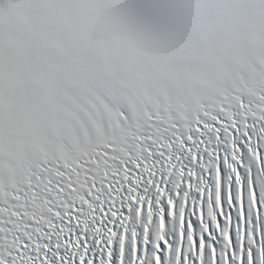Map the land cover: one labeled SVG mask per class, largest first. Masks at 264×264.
<instances>
[{"label":"snow or ice","instance_id":"6c2138e0","mask_svg":"<svg viewBox=\"0 0 264 264\" xmlns=\"http://www.w3.org/2000/svg\"><path fill=\"white\" fill-rule=\"evenodd\" d=\"M0 264H264V0H0Z\"/></svg>","mask_w":264,"mask_h":264}]
</instances>
